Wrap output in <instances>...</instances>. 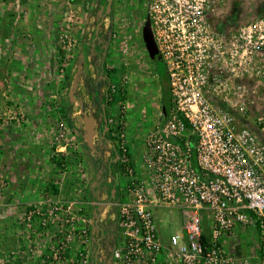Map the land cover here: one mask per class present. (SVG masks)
<instances>
[{
	"label": "built area",
	"instance_id": "obj_1",
	"mask_svg": "<svg viewBox=\"0 0 264 264\" xmlns=\"http://www.w3.org/2000/svg\"><path fill=\"white\" fill-rule=\"evenodd\" d=\"M151 2L172 113L145 140L146 180L132 182L120 197L123 246L113 250L114 264H264V140L245 123L251 98L261 92L255 84L263 79L264 21L229 30L213 21L221 0ZM64 129L61 124L57 140ZM120 139L119 161L132 175L125 135ZM46 205H33L26 221L45 216ZM163 209L184 216L182 231L167 246L157 221ZM251 227L257 252L240 258L224 241ZM80 239L88 244L86 227ZM105 253L100 248V263Z\"/></svg>",
	"mask_w": 264,
	"mask_h": 264
},
{
	"label": "rangeland",
	"instance_id": "obj_2",
	"mask_svg": "<svg viewBox=\"0 0 264 264\" xmlns=\"http://www.w3.org/2000/svg\"><path fill=\"white\" fill-rule=\"evenodd\" d=\"M145 1L148 2V0H115L111 14L103 15L106 21L97 35L96 30L101 18L100 7H106L108 0L36 1L38 5L34 9L35 22L41 33L44 31L47 33L48 43L56 46L54 76L57 90L54 98L50 100L53 103L51 105L58 108L70 106L71 119L61 116L63 120L56 119L51 130L54 134L52 146L56 148L54 156L62 161L59 174L71 172L63 165L66 157L72 156L76 159L78 166L73 170L76 180L73 186L76 187L75 190L81 192L80 194H83L81 189L85 188V183L87 185L88 175L86 179L87 172L84 170L81 156L75 154H79L78 140L84 141L86 148H89L84 138L85 127L81 126L86 116H93L96 120L99 133L94 139V149H89L96 151L94 156L99 157L101 167L104 149L97 144L100 138L102 139L101 134L106 138L113 136L115 138L113 145L118 149V143L124 134L130 155L131 141L140 143L138 136H143L146 140L149 134L162 124L161 85L142 38ZM3 3L5 0H0V13L3 10ZM217 10L221 15L216 19L213 18V21L221 23L222 28L229 30H239L244 24L249 28L264 21V0H221ZM3 26L0 22V28ZM3 35L1 36L0 33V44ZM86 49L88 53H85ZM262 60L264 66V56ZM260 72L263 79L255 84L260 86V96L251 98V112L247 114L245 123L254 134L264 140V67ZM78 73L79 84L74 93L77 102L72 103L70 91ZM108 91L113 98L117 97L116 102L109 105L104 101ZM6 106L13 107L9 103H6ZM1 117L4 119H1L0 123H11L18 118L13 111L6 115L1 114ZM105 117L108 130L106 133H101ZM69 122L72 123L74 131L68 127ZM61 124H64L65 128L64 137L57 140L62 134L59 130ZM76 134L79 138H76ZM130 134L138 141L133 137L130 138ZM56 150H59V153ZM143 155L139 159L144 162L146 153ZM117 165L120 178L126 180L124 183L126 193L132 182H139L136 179L138 169L134 167L133 174L129 175L120 161ZM100 166L97 171L101 177L93 184L95 187L97 184L100 188L93 194L90 193L91 197L99 196L104 184H107L105 179L108 168ZM141 172L143 170L139 174ZM144 172L147 175L145 164ZM9 185L11 181L0 175V204L11 203L6 202ZM125 193L121 192L120 197L125 196ZM79 196L78 194L77 197L80 198ZM108 197L106 196L107 201L101 202L107 205H94L95 207L87 209L85 204L82 205L76 199L73 200L75 203L71 204L69 200L60 199L51 192L42 194L35 202L18 206L10 213V225L0 226V261L4 259L0 264H84L85 260L88 261L87 264H109V262L114 264L113 250L123 246L118 216V204L122 200L119 198V203L116 202L117 200L113 203ZM40 202H47L44 207L46 215L36 217L31 224L28 223L26 214L33 205ZM50 211L53 213L51 214ZM157 219L163 243L167 246L171 236L180 233L183 229V212L179 209H163L157 214ZM83 220L87 223L84 224ZM83 227L88 230L89 242L86 245L82 244L80 239V231ZM10 233L15 243L6 244L2 238ZM257 239V233L252 227L238 229L233 240V247H237L238 251L229 250L240 258L253 257L257 252ZM68 240L70 243H67ZM100 248L106 251L104 254L106 261L102 263L99 262ZM84 252L87 258L81 256Z\"/></svg>",
	"mask_w": 264,
	"mask_h": 264
},
{
	"label": "crops",
	"instance_id": "obj_3",
	"mask_svg": "<svg viewBox=\"0 0 264 264\" xmlns=\"http://www.w3.org/2000/svg\"><path fill=\"white\" fill-rule=\"evenodd\" d=\"M36 1L41 0H5L0 13V22L4 25L0 28L1 36L4 34L0 44V115L13 111L18 116L11 123H0V175L11 181L6 196V202L11 203L0 204V226L10 225L11 212L18 206L37 201L44 193L52 192L60 199L69 200L71 204L76 199L82 205L85 204L87 209H91L94 205H105L106 203L101 202L107 201L106 196H109L110 201L111 197L115 198L116 192L125 193L126 188V180H122L118 173L119 160L114 155L115 147L103 134L102 139L97 142L104 149L102 167L99 157L94 156L96 151L87 149L85 142L77 139L79 154L76 153L75 156H81L87 172L86 179L88 175L87 185L85 183V188L81 189L83 194L73 186L76 181L73 170L78 166L76 159L72 156L66 157L63 165L71 172L59 174L62 161L54 156L56 148L52 146L54 134L51 130L56 119L63 120L64 116L71 119L70 106L58 108L51 105L53 103L50 100L54 98L57 90L54 76L56 46L48 43L47 33H41L35 22L34 9L38 5ZM6 103L13 107L6 106ZM68 127L74 131L72 123L69 122ZM131 137L134 138L130 134ZM76 138H79L77 134ZM137 139L141 140L140 143L131 141L129 149L134 167L138 169L136 179L144 181L147 175L144 172V162L139 158L146 153L145 137L138 136ZM137 139L135 140L138 141ZM56 151L59 153V150ZM99 166L108 168L105 179L107 184H104L99 196L91 197L90 193L93 194L100 188L97 184L96 187L93 185L101 177L97 171ZM115 180L118 190L112 194L111 186ZM78 194L80 198L77 197ZM254 231L256 232L255 229ZM237 232L238 230L233 239L224 241L232 252L238 251L237 247H233ZM5 236L2 240L6 244H13L11 233Z\"/></svg>",
	"mask_w": 264,
	"mask_h": 264
},
{
	"label": "water",
	"instance_id": "obj_4",
	"mask_svg": "<svg viewBox=\"0 0 264 264\" xmlns=\"http://www.w3.org/2000/svg\"><path fill=\"white\" fill-rule=\"evenodd\" d=\"M113 3H114V0H109L108 6H107V14L111 13ZM102 13H103V8L100 11V17L102 16ZM103 20H104V17H102V19L100 18V22L97 28V33L100 27L103 25ZM142 38H143V42H144L146 51L148 53V56L150 60L154 63V68L158 76V79L160 81L161 92H162V103L164 105L166 123H168L171 117V113H172L170 77H169L166 65L160 55L157 43L155 41L150 13H148L147 19L143 25ZM79 73H80V70H79ZM79 73L77 74L75 81L73 83V88L70 91V98H71L72 103L77 102V98L74 96V93L76 89L78 88ZM103 122H104V126L102 129V133H106L108 130L106 117L103 119ZM82 125H84L85 131H86V134L84 136L86 140V144L88 145L90 149L93 150L94 149V139L96 135L99 133V131H97V128H96L97 127L96 120L93 116H89V117L86 116L84 118L83 124L81 123V126ZM110 263L111 262H109V264Z\"/></svg>",
	"mask_w": 264,
	"mask_h": 264
},
{
	"label": "trees",
	"instance_id": "obj_5",
	"mask_svg": "<svg viewBox=\"0 0 264 264\" xmlns=\"http://www.w3.org/2000/svg\"><path fill=\"white\" fill-rule=\"evenodd\" d=\"M85 53H88V50L87 49L85 50ZM109 79H107V81H109ZM109 87H110V83H109ZM118 99H119V96H118ZM115 100H117V97L115 96L113 98V96L110 93V91H108L106 97L104 98L105 104H108L109 105L111 103H115L116 102ZM162 116H163L162 122H165L166 116H165V111H164V105L163 104H162ZM106 140L109 141V142H111L112 144L115 143V138L113 136L112 137H109V138H106ZM114 155H115V157H117L118 155H120V150L118 148H115ZM129 159H131V156L130 155H129ZM111 188L112 189H116V180H115L114 184L111 186ZM204 224H205V226H204V230H205V236H204V238L206 239V238H208V235H209V233H208V227H207L208 225H207L206 222Z\"/></svg>",
	"mask_w": 264,
	"mask_h": 264
},
{
	"label": "flooded vegetation",
	"instance_id": "obj_6",
	"mask_svg": "<svg viewBox=\"0 0 264 264\" xmlns=\"http://www.w3.org/2000/svg\"><path fill=\"white\" fill-rule=\"evenodd\" d=\"M145 2H146V1H145ZM108 3H109V0H108V2H107L106 7H105V6H101V7H100V11H101L102 8L104 7V8H103V13H104V14L102 13L101 19H102V17H104L105 15L108 16V15L111 14V13H110V14H107V6H108ZM151 3H152L151 0H148V2L145 3V4H146L145 21H146V19H147L148 13H150L151 23H152ZM145 4H144V5H145ZM114 7H115V0H114V3H113V7H112L111 12L114 10ZM103 15H104V16H103ZM105 21H106V17H104L103 25H102V26H104ZM144 23H145V22H144ZM98 25H99V24H98ZM102 26H101V27H102ZM101 27H100V28H101ZM97 28H98V26H97ZM99 30H100V29H99ZM99 30H98V33H97V30H96V35L99 34ZM96 35H95V37L98 39V37H97ZM162 104H163V103H162ZM119 156H120V155L117 156L118 160H119ZM115 190L117 191L118 189H117V188H116V189H112V188H111V191H112L111 193L114 194V192H116ZM111 196H112V195H111ZM119 198H120V193L116 192V196H115V198H112V197H111V202L114 203L115 200H117L116 202L119 203Z\"/></svg>",
	"mask_w": 264,
	"mask_h": 264
}]
</instances>
